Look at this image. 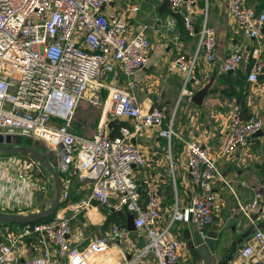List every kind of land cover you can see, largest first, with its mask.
<instances>
[{
  "label": "built area",
  "instance_id": "2783aa9c",
  "mask_svg": "<svg viewBox=\"0 0 264 264\" xmlns=\"http://www.w3.org/2000/svg\"><path fill=\"white\" fill-rule=\"evenodd\" d=\"M114 0H0V133L47 142L56 155L60 173V200L70 194L73 175L91 180L88 195L70 202V209L79 210L92 203L115 211L133 213L135 228L146 232L147 240L124 264H142L151 253L156 264H180L182 241L174 232L176 222L194 223L199 229L213 220L216 205L214 179L221 176L216 158L197 140L185 141V165L193 183L190 200L171 207L168 220L162 223L161 199L155 182H148L143 196L135 180V166L145 164L142 149L132 143L128 126L120 134L110 136V120L133 119L134 130L156 126L168 148L175 134L174 117L153 106L142 110L134 87L136 73L150 62L152 41L147 24L132 27L130 15L103 11ZM171 12H180L189 35L198 34L197 49L191 56L179 53L175 64L184 72L181 95L191 96L188 84L193 76L199 51L206 61L217 54L215 29L206 20L197 28L193 19L194 0H166ZM229 9L239 28L249 36L260 32L264 12H256L245 0H229ZM137 5L130 6L136 12ZM131 18V17H130ZM248 72V79L257 81L264 62L258 49ZM242 62V49L235 46L222 60L223 71L234 70ZM123 75L125 86L104 75ZM107 90L108 108L92 134L73 130L71 122L82 99L100 101V90ZM262 118L251 113L242 118L232 111L227 121L220 154L236 147L248 146L254 132L261 129ZM48 142H53L51 147ZM14 165V164H13ZM27 168L25 162L18 163ZM264 188V177L261 181ZM256 200L242 207L245 212ZM70 218L56 214L49 220L26 225L20 234L6 231L0 244V264H10L14 246L23 237L36 234L42 244L39 253L27 257L22 264H51L65 258L66 264H88V258L108 249L110 240L122 236L126 226L114 222L105 235L89 241L84 247L69 242ZM253 256L264 258V227L257 226L239 249V261L246 264Z\"/></svg>",
  "mask_w": 264,
  "mask_h": 264
},
{
  "label": "crops",
  "instance_id": "0c3cea01",
  "mask_svg": "<svg viewBox=\"0 0 264 264\" xmlns=\"http://www.w3.org/2000/svg\"><path fill=\"white\" fill-rule=\"evenodd\" d=\"M245 2L256 12H264V0ZM132 5L138 6L134 13L130 12ZM119 7L132 14L130 19L135 20L132 26L147 24L145 30L153 42L149 64L136 73L137 84L133 91L136 100L142 110L158 106L174 117L175 134L169 148L166 139L158 134L156 126H143L134 130L133 125L131 129L129 140L138 145L145 155V164L134 167L139 189L144 196L147 183H156L161 199L162 223L168 220L175 202L181 205L190 200L193 183L185 165L183 149L187 139L197 140L216 158L221 173V176L214 179L217 201L213 216H218V219L213 218L207 226L210 230L211 224L216 223L219 236L215 251L207 252L211 254L209 258H205L201 252L198 257L187 246L188 239L185 237L191 234L192 224L176 222L173 225L174 232L182 241L180 264H236L240 247L257 226L264 227V188L261 186L264 177V68L257 81L248 79V72L255 61L251 55L254 48L258 49L259 59L264 62V24L257 35L249 36L239 28L232 16L229 0H194L192 19L196 27L200 28L206 20L215 29L217 44L214 60L206 61L201 51L197 55L193 79L188 88L194 93L208 84V89L202 102L195 103L191 100L192 95H181L184 72L178 68L174 59L179 53L188 56L195 53L198 34L181 36L183 21L182 24L177 21L166 0H132L130 3L122 0ZM103 11L113 13L106 5ZM235 46L242 49V62L230 72L223 71L222 60ZM103 77L112 82H122L124 78L120 72L117 77H111V74ZM235 110L242 118L251 113L257 114L263 120V132L253 135L250 145L220 154L227 121ZM128 120L133 124V119ZM11 162H14L12 157L5 161L0 159V210L27 213L47 207L51 203L49 192L42 202L38 201L41 196L36 193L37 177L28 175V168ZM91 186V180H82L77 174L73 175L69 194L71 199L67 204L88 195ZM253 199L256 204L245 212L242 207ZM67 204L57 214L69 215L72 229L68 240L76 246L84 247L89 241L105 235L112 223L121 222L113 221L105 228L104 207L92 203L75 211L70 210ZM236 212L238 215L235 221L228 223ZM9 230L20 234L23 229L17 225L0 223V244L5 242V233ZM239 238L241 241L232 250V242ZM146 240L144 229H129L126 225L125 233L110 240L107 250L92 254L88 264H124L139 251ZM41 247L38 235L24 236L23 241L14 246L10 264H22L27 257L39 253ZM229 250L231 252H227ZM140 262L156 264L151 253L146 254ZM53 264H66V260L57 258ZM246 264H264V258L253 256Z\"/></svg>",
  "mask_w": 264,
  "mask_h": 264
},
{
  "label": "rangeland",
  "instance_id": "374dc122",
  "mask_svg": "<svg viewBox=\"0 0 264 264\" xmlns=\"http://www.w3.org/2000/svg\"><path fill=\"white\" fill-rule=\"evenodd\" d=\"M123 1L130 3L132 0H123ZM121 2L122 0H114L112 3L107 4L106 6H108L112 10L113 13L124 14V15L129 14L131 17L132 14H130V12L127 13L120 9L119 6ZM130 17H129V21H130V24L132 25L135 22V20L132 21ZM132 27H134V25ZM152 45H153V42H152ZM116 83L119 84L120 86H125L124 80L122 82L116 81ZM133 91L135 92V88L133 89ZM106 96H107V90L105 91L104 95H103V90H101L100 91V101L97 103H91L86 98L82 99L75 109L72 122H71L72 127L75 130L80 131L81 133H85V134L94 133V131L97 128V124L100 118L102 117V114H104L103 110L106 109L105 102H104ZM13 142L18 143V144H26L33 148H36L41 153L43 160H39L34 154L28 153V152H0V159L5 161V160H8L9 157H12L14 162H11V163L14 165L25 162L27 165V168L29 169V171L26 173L28 175L33 176V178H35V176L37 177L36 193L37 195L41 196V199H39L38 201L41 200L42 202L43 197H46V193L48 191L50 194L49 201L51 202L52 201L51 199L54 197V193H55L54 185H53L54 181L52 179V175L50 171L48 170L46 164H50L54 168H57L56 167L57 159H56V155L54 151L52 149H49L47 142L43 140H38V139L36 140L33 138L25 137L20 142H15V141ZM48 144L51 147H54L53 142H48ZM216 201H217V198H216ZM47 206H49V204ZM215 209L216 207L213 208V213L215 212ZM173 229H174V226H173Z\"/></svg>",
  "mask_w": 264,
  "mask_h": 264
},
{
  "label": "water",
  "instance_id": "95a60500",
  "mask_svg": "<svg viewBox=\"0 0 264 264\" xmlns=\"http://www.w3.org/2000/svg\"><path fill=\"white\" fill-rule=\"evenodd\" d=\"M230 71L231 70H228V72ZM207 89H208V84L196 90L192 94L191 100L195 103H201L204 95L207 92ZM117 119H125V117H118L116 119L110 120V126ZM262 132H263L262 129H259L254 132V135L262 134ZM0 152H28L34 154L39 160H43L41 153L36 148H33L26 144L14 143L13 136L9 133L5 135L0 133ZM46 165L52 175V179L54 181V188H55V196L54 199L49 204V206L27 213L7 212L0 210V221L28 223L32 221H37L55 210L56 205L60 201V188H61L60 173L57 168H54L50 164H46ZM237 215L238 214L236 212L235 215H233V217L230 218L231 220H228V223L230 222L233 223ZM133 217H134L133 213L131 212L128 213L126 216L127 227L129 229L135 228ZM213 218L216 220L218 219V216H213ZM191 224H192L191 225L192 232L191 234L185 236L188 239L187 246L191 249V252L194 255L199 257L200 256L199 252H201L204 254L205 258H209L211 254H208L207 252L213 253L215 251L216 239L219 236L218 225L216 223H213L211 224L210 227L211 229L208 230V227L199 229L194 223ZM239 241H241V238L232 242V246H231L232 250L235 249L236 244ZM227 252H231V250Z\"/></svg>",
  "mask_w": 264,
  "mask_h": 264
},
{
  "label": "trees",
  "instance_id": "16d2710c",
  "mask_svg": "<svg viewBox=\"0 0 264 264\" xmlns=\"http://www.w3.org/2000/svg\"><path fill=\"white\" fill-rule=\"evenodd\" d=\"M174 15H176L177 21L182 24V16H181L180 12H174ZM180 33H181V36L188 34L187 31H186V29L183 27V25L181 26ZM261 75H262V73L260 74V76ZM101 90H103V95H104L106 89L105 88H101ZM128 119L129 118L117 119L114 123H112L111 126H110V128H109V135L110 136H114V135L120 134V127L121 126H128L130 129H132L133 128V124L130 123ZM73 130H75V129L73 128ZM75 131L81 133L78 130H75ZM24 138L25 137H22V136H13V141L20 142ZM173 138H174V136H172L171 141H172ZM70 199L71 198L69 196L67 198L61 199L58 202V204L56 205V208H55L54 211H52L51 213H49L48 215L44 216L43 218H41V219H39L37 221H32V222H28V223H18V222L0 221V223H6V224H10V225H17V226L22 227V229H23L26 225H32L33 223L38 222V221H41V220H49V219L54 218L56 216L57 212L62 207H64ZM104 211L106 212V218L104 220L105 228L107 227V225L109 223H111L113 221H116V220L117 221L121 220L122 224H124L125 226L127 225V222H126V214H127V212H125V211L110 210L108 208H105Z\"/></svg>",
  "mask_w": 264,
  "mask_h": 264
},
{
  "label": "bare ground",
  "instance_id": "6f19581e",
  "mask_svg": "<svg viewBox=\"0 0 264 264\" xmlns=\"http://www.w3.org/2000/svg\"><path fill=\"white\" fill-rule=\"evenodd\" d=\"M109 100L105 102V108H108Z\"/></svg>",
  "mask_w": 264,
  "mask_h": 264
}]
</instances>
